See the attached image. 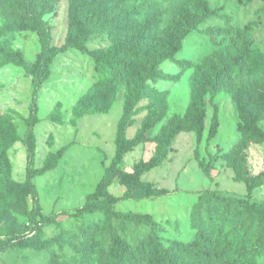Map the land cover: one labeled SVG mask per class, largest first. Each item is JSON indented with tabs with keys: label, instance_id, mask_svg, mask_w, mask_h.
I'll return each mask as SVG.
<instances>
[{
	"label": "rangeland",
	"instance_id": "1",
	"mask_svg": "<svg viewBox=\"0 0 264 264\" xmlns=\"http://www.w3.org/2000/svg\"><path fill=\"white\" fill-rule=\"evenodd\" d=\"M25 1L0 0V28ZM37 1L45 7L42 19L54 53L49 74L34 94L30 70L12 63L0 67V117L19 137L6 149V179L0 173V264H146L136 262L142 254L139 246L123 259L100 252L104 229L122 220L115 213L151 219L165 246L169 240L187 244L193 239V215L205 191L264 203V141L245 140L240 118L241 112L258 115L256 126L264 134V0H115L113 24L95 32L84 49L75 47L69 34L70 0ZM131 16L128 33L145 43L154 71L161 75L156 82L145 81L146 91L126 113L124 85L99 75L93 52L108 45L110 34ZM16 17L25 19L26 14ZM177 30H183L178 50L168 55L170 35ZM247 41L249 55L235 62ZM0 46L20 49L29 69L42 51L29 28L6 31ZM197 96L204 111L200 127L192 110ZM33 109L34 168L48 167L33 178L36 224L29 219L34 199L25 187L28 152L20 140ZM177 117L183 126L166 147L165 158L140 175L150 189L125 197L134 167L157 155L158 137ZM145 126L147 138L122 155L106 188L117 200L109 206L100 197L92 211L85 210L116 154L117 137L123 133L129 141ZM236 155L244 162L235 160ZM201 161L210 164L208 174ZM235 167L245 176L261 174L259 183L248 191L236 179ZM246 237L252 254L248 264H264V254L254 251L255 232L249 230Z\"/></svg>",
	"mask_w": 264,
	"mask_h": 264
},
{
	"label": "trees",
	"instance_id": "2",
	"mask_svg": "<svg viewBox=\"0 0 264 264\" xmlns=\"http://www.w3.org/2000/svg\"><path fill=\"white\" fill-rule=\"evenodd\" d=\"M116 8L115 0H70L69 34L75 47L84 49L85 44L95 32L104 30L105 24H113L110 13H113V9ZM17 9L14 13L15 17L12 15L11 20L0 28V35L13 29L29 28L36 33L42 45V51L38 60L33 64V69H29V64L20 49L2 48L0 46V67L12 63L30 70L32 72L33 93L36 94L41 83L49 74L48 64L54 54L49 43V31L42 19L45 7H42L40 1L27 0L17 6ZM19 12H24L26 18H17ZM132 20L134 18L131 16L124 23V26L110 34L108 45L98 47L93 52L99 75L107 81L117 80L124 85L127 94L126 113L137 104L139 98L146 91L145 81L149 79L156 82L161 75L159 71H154L155 62L151 60L148 48L143 46L145 43L128 33V30H131L128 26H131ZM182 33L183 30H177L170 35L173 45L168 49V55L178 50L177 42ZM250 46V41H247L234 61L239 63L246 59L250 53ZM192 110L196 124L200 127L204 111L199 96L193 101ZM240 118L243 123L241 125L242 137L245 140L264 141V134L256 126L259 119L258 115L241 112ZM35 120L36 110L33 109L25 118L27 130L24 138L20 139L28 152L25 187L34 199L33 208L29 213L30 222L34 224L37 222L39 208L33 178L48 169L47 166L39 170L34 168L32 126ZM182 126L181 118L177 117L172 125L158 137L157 155L138 163L134 167L130 175L131 183L124 195L125 197H136L141 192L150 189V185L141 180L140 175L161 163L166 156V147L182 129ZM147 132L148 128L145 126L129 141L125 140L123 133L117 137L116 154L110 165L106 167L95 190L88 196L85 210L92 211L93 202L100 197H104L109 206L117 200V197L107 193L106 188L115 175L117 164L122 155L134 143L146 139ZM210 134H214V129ZM17 139L19 137L14 126L0 117V173L4 179L8 174L6 149ZM68 146L69 144L63 145L57 150L51 166L58 162ZM235 160L244 162L240 155H236ZM200 164L203 171L208 174L211 168L210 164L204 161H201ZM235 177L243 180L247 190L250 191L259 183L261 174L245 176L236 168ZM197 207L198 210L193 215L197 221L196 232L193 239L187 244H178L169 240L168 244L163 246L151 219L144 215L115 213L114 216L118 219L122 218V220L108 224L104 229L100 240V252H104L110 258L123 259L132 251L133 246H139L142 249V254L137 256L136 262L138 263L248 264V259H251L252 254L249 252L250 247L246 243L248 238L246 236L249 230H252L255 232L254 251L257 252V255L264 254V203L227 197L215 190H208L200 195ZM232 215L233 217H230ZM130 258L132 259V257ZM53 264H65V262L55 260Z\"/></svg>",
	"mask_w": 264,
	"mask_h": 264
}]
</instances>
